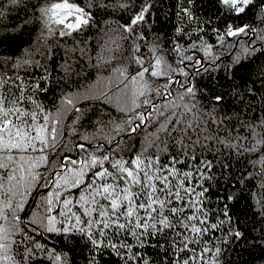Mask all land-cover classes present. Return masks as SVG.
I'll return each instance as SVG.
<instances>
[{"label": "snow or ice", "instance_id": "1", "mask_svg": "<svg viewBox=\"0 0 264 264\" xmlns=\"http://www.w3.org/2000/svg\"><path fill=\"white\" fill-rule=\"evenodd\" d=\"M77 256L264 264V0H0V264Z\"/></svg>", "mask_w": 264, "mask_h": 264}, {"label": "trees", "instance_id": "2", "mask_svg": "<svg viewBox=\"0 0 264 264\" xmlns=\"http://www.w3.org/2000/svg\"><path fill=\"white\" fill-rule=\"evenodd\" d=\"M244 71H247V69L242 70V72ZM76 261H77V264H82L79 256L76 257Z\"/></svg>", "mask_w": 264, "mask_h": 264}]
</instances>
